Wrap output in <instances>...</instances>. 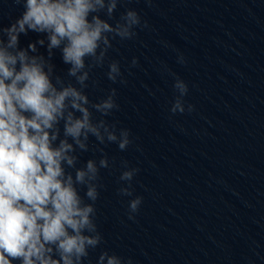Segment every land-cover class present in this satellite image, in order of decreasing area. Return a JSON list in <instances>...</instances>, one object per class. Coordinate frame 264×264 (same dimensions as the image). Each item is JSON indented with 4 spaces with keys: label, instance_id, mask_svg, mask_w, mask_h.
<instances>
[{
    "label": "clouds",
    "instance_id": "9594fccd",
    "mask_svg": "<svg viewBox=\"0 0 264 264\" xmlns=\"http://www.w3.org/2000/svg\"><path fill=\"white\" fill-rule=\"evenodd\" d=\"M14 2L24 11L9 26L0 27V264H84L103 242L95 204L103 187L101 170L115 164L99 146L115 144L126 151L133 143L129 129L105 119L119 109L116 88L98 102L86 89L90 80L92 86L98 83L91 73L105 65L112 42L132 40L137 29L149 25L132 8L115 18L118 6L128 0ZM29 32L44 38L20 47L21 35ZM40 47H46L47 55ZM55 50L69 66L67 80L56 74ZM177 62L185 63L183 55ZM137 64L133 58L131 65ZM107 67L109 81L127 83L119 61ZM171 75L178 95L170 112L184 113L188 85ZM90 138L96 142L91 151L101 155L78 166L80 154L90 151ZM120 167L118 194L131 197L139 169L126 160ZM142 201L140 196L129 201V219ZM97 264L132 261L102 251Z\"/></svg>",
    "mask_w": 264,
    "mask_h": 264
}]
</instances>
